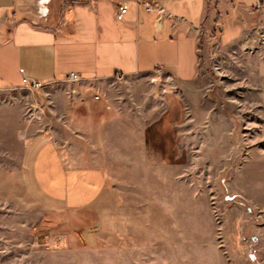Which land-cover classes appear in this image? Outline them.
<instances>
[{"label": "crops", "instance_id": "obj_1", "mask_svg": "<svg viewBox=\"0 0 264 264\" xmlns=\"http://www.w3.org/2000/svg\"><path fill=\"white\" fill-rule=\"evenodd\" d=\"M140 1L0 0V203L8 209L84 217L125 174L151 181L148 192H165L169 214L173 198L188 199L172 180H187L183 167L202 165L217 148L195 143L190 163L182 124L194 117L197 133L227 124L202 48L231 46L262 28L264 0H156L173 15L164 20ZM122 3L128 11L119 20ZM71 73L92 84L67 98L62 125L42 120L44 109L26 92L72 81ZM259 74L264 105V63ZM33 79L42 87L32 88ZM121 81L132 99L106 87ZM173 167L180 171L173 175Z\"/></svg>", "mask_w": 264, "mask_h": 264}, {"label": "rangeland", "instance_id": "obj_2", "mask_svg": "<svg viewBox=\"0 0 264 264\" xmlns=\"http://www.w3.org/2000/svg\"><path fill=\"white\" fill-rule=\"evenodd\" d=\"M248 35L231 46L202 48L201 67L227 124L219 120L215 132L197 133L195 110L189 113L194 122L182 124L190 163L197 151L192 147L201 141L216 145L214 156H219L184 166L188 179L172 180V188L183 196L187 192L188 199L173 198L169 214L161 198L165 192H148L151 181L131 180L125 174L127 179L113 181L105 201L86 210L84 217L39 210L24 214L0 203V264H264V105L259 74L264 25ZM91 84H50L40 92L28 90L27 99H38L42 120L62 125L67 98ZM125 84L106 87L132 99L125 94L130 91ZM27 105L30 115L34 106ZM174 168L173 175L180 171ZM162 183L156 181V188ZM121 184L123 190L116 191ZM176 202L183 204L176 208Z\"/></svg>", "mask_w": 264, "mask_h": 264}, {"label": "built area", "instance_id": "obj_3", "mask_svg": "<svg viewBox=\"0 0 264 264\" xmlns=\"http://www.w3.org/2000/svg\"><path fill=\"white\" fill-rule=\"evenodd\" d=\"M140 4H142L147 11H156L158 12L159 14V18L160 20H164V18H171L173 17V15L167 11L164 7H162L156 0H141L140 1ZM128 11V5L126 3H122L120 6H119V11L117 13V18L119 20H123L124 18V15L126 14V12ZM156 72L158 74H161L163 72V69L162 68H158L156 70ZM117 77L118 78H122L123 77V74L122 73H117ZM79 76L75 73H71L70 76H69V79L72 80V81H75V80H79ZM43 85V83H41V81H38V80H32V85L31 87L32 88H41Z\"/></svg>", "mask_w": 264, "mask_h": 264}]
</instances>
